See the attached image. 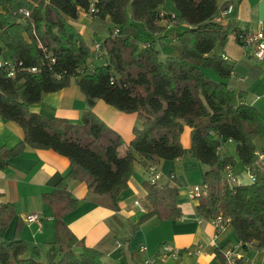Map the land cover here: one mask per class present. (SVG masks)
<instances>
[{"label": "trees", "instance_id": "16d2710c", "mask_svg": "<svg viewBox=\"0 0 264 264\" xmlns=\"http://www.w3.org/2000/svg\"><path fill=\"white\" fill-rule=\"evenodd\" d=\"M23 8L28 17L17 13ZM219 10L218 0H0V57L6 50L7 59L21 63L14 77L0 69V117L18 124L24 134L15 146L0 147V169L26 147L52 150L68 159L70 180L85 183L91 196L117 209L116 199L127 188L137 159H193L207 167L196 215L204 220L220 216L242 249L245 244L264 249V172L256 173L254 146L264 137V117L231 80L233 66L215 52L229 33L213 21ZM81 11L91 20L93 41H102L103 59L90 72L85 68L89 44L70 23ZM231 32L241 45L244 32ZM165 47L174 54L165 55ZM72 80L86 101L79 124L30 111L44 94L66 88ZM97 99L136 115L141 127L133 128L128 144L92 111ZM184 126L190 129L188 149L181 144ZM227 142L235 145L242 165L255 172L251 184L231 187L225 182L224 170L235 163L233 156H221ZM144 187V213L131 226L129 238L151 218L174 221L183 215L174 175L163 184L148 180ZM42 201L55 219L46 262L34 258L38 249L21 238L18 220L13 240L0 243V264H102L101 254L77 239L63 220L79 205L68 181L57 182ZM15 214L12 204H0L1 232ZM235 264H242L241 259Z\"/></svg>", "mask_w": 264, "mask_h": 264}, {"label": "crops", "instance_id": "0c3cea01", "mask_svg": "<svg viewBox=\"0 0 264 264\" xmlns=\"http://www.w3.org/2000/svg\"><path fill=\"white\" fill-rule=\"evenodd\" d=\"M218 4L220 9L232 4L233 11L223 22L229 28L225 44L217 46L215 52L226 56V61L234 70L231 80L244 89L245 101L264 117V61L255 60L251 50L239 45L231 32L235 29L243 32H254L260 28L264 30V0H218ZM169 7L172 8L171 4ZM70 23L87 44L93 41L91 20L84 12H79ZM168 29L174 30L175 27L169 25ZM98 36L103 38L105 34L100 32ZM163 52L165 55L174 54L167 47ZM206 73L215 78L212 72ZM85 109L86 101L76 80H72L66 88L44 94L40 103L30 107L31 112L45 118H63L73 124L81 122ZM92 111L117 132L125 144L133 138V128L141 127L135 114L120 112L100 99L95 101ZM23 137V130L18 124L0 117V147L11 148L21 142ZM181 144L185 149L190 147V129L187 126L183 128ZM254 146L255 153L264 157V137L257 138ZM220 153L222 157H234L232 172L239 184H251L247 168L237 158L235 145L225 143ZM150 166L161 176V184L167 182L170 174L175 176L179 184L177 202L183 215L174 221L151 218L142 223L129 238L131 226L144 213L134 202L138 201L141 205L147 195L144 183L149 180ZM206 170V166L189 158L155 163L137 159L127 188L116 199L117 209H112L104 202V198L95 199L91 196L85 183L69 179L70 164L66 157L52 150L26 147L21 155L7 159L6 165L0 169V204H12L16 213L7 229L0 231V243L13 240L17 221L21 220V238L30 247L38 249V254L34 255L36 260L46 262L53 241L55 219L44 206L42 195L50 193L57 182L65 179L70 193L79 200V205L63 220L77 239L101 254L102 264H143L144 258L154 256L162 244L180 250L183 254L177 260L165 259L159 264H226L222 251L238 242L232 227L225 224L215 237L210 220L201 219L195 213L197 200L192 194L200 189ZM29 214H37L39 223L24 221V216ZM140 245L146 246V252L139 251ZM198 248L201 250L199 255L189 253ZM239 259L242 264H264V253L251 246L241 250Z\"/></svg>", "mask_w": 264, "mask_h": 264}, {"label": "built area", "instance_id": "2783aa9c", "mask_svg": "<svg viewBox=\"0 0 264 264\" xmlns=\"http://www.w3.org/2000/svg\"><path fill=\"white\" fill-rule=\"evenodd\" d=\"M233 0H227V2H232ZM233 11V5L228 4L226 7L220 9L218 13L214 16L213 21L218 24H223L225 18L229 16ZM18 14H20L23 17L29 16V11L27 9H19ZM241 46L243 48H247L251 50V54L255 60L258 62L264 61V30L262 28L258 29L254 32H244L240 36ZM101 40H95L92 41L89 44L90 47V56L87 60V63L85 65V68L88 72L92 71L95 65L98 62H101L103 59V54L101 50ZM224 59H227L225 55L222 56ZM21 66V63L15 64L10 59H2L0 57V69L4 68L8 72L9 77H14L17 71V67ZM32 72H35V68L30 69ZM257 155V166L258 171L264 172V157L261 154L256 153ZM248 177L251 182H254L256 180L255 172L252 170L247 169ZM149 174V181L151 183H155L160 180L161 176L155 171V168L153 166L149 167L148 169ZM223 178L225 182L229 186H235L239 184L237 177L233 174L232 168L228 167L224 170ZM193 198H197L200 195V190H197V192H194ZM135 206L139 209H142L140 203L138 201L134 202ZM24 221L30 223V222H38L40 221V217L37 214H29L24 216ZM212 226L214 227L215 231V237L219 235V233L224 229L225 224H227V221L223 220L220 216H218L215 219L210 220ZM247 247H251V244H245ZM243 244L241 242H237L236 244L229 246L225 248L222 251V256L226 262V264H235V261L239 259L240 252L242 250ZM119 247H121L119 245ZM139 251L141 253L146 252V246L140 245ZM264 253V249L261 250ZM189 253H192L193 255H199L201 253V250L195 249L190 251ZM183 252L177 249L172 248L171 246L167 244H162L158 250V252L154 256H146L144 258L143 264H159L162 260L165 259H172L177 260L182 256Z\"/></svg>", "mask_w": 264, "mask_h": 264}, {"label": "rangeland", "instance_id": "374dc122", "mask_svg": "<svg viewBox=\"0 0 264 264\" xmlns=\"http://www.w3.org/2000/svg\"><path fill=\"white\" fill-rule=\"evenodd\" d=\"M86 39H87V38H86ZM87 41H88V39H87ZM1 58H2V59H7V58H8V53H7L6 50L2 52V56H1Z\"/></svg>", "mask_w": 264, "mask_h": 264}]
</instances>
